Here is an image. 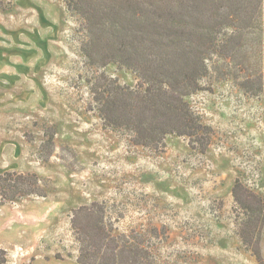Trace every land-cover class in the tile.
Here are the masks:
<instances>
[{
  "label": "rangeland",
  "instance_id": "rangeland-1",
  "mask_svg": "<svg viewBox=\"0 0 264 264\" xmlns=\"http://www.w3.org/2000/svg\"><path fill=\"white\" fill-rule=\"evenodd\" d=\"M262 4L242 51L229 63L213 56L185 97L210 130L201 150L185 135L145 147L105 128L90 110L91 82L104 72L134 87L135 72L87 63L82 20L66 0H0V174L36 173L45 190L0 204L3 264H80L70 217L95 201L114 233L153 235L154 264H258L238 234L232 188L239 179L264 199V88L252 92L264 78ZM260 246L264 260V225Z\"/></svg>",
  "mask_w": 264,
  "mask_h": 264
},
{
  "label": "trees",
  "instance_id": "trees-1",
  "mask_svg": "<svg viewBox=\"0 0 264 264\" xmlns=\"http://www.w3.org/2000/svg\"><path fill=\"white\" fill-rule=\"evenodd\" d=\"M262 2L66 0L67 8L82 20L86 41L81 52L87 63L102 68L116 62L133 70L138 78L136 85L130 87L99 72L90 81V110L97 112L105 128L128 133L135 145L157 147L167 134L176 133L188 136L205 150L210 130L200 124L185 97L201 88L200 80L210 69L213 56L233 59L242 51L243 39L253 33L251 28L257 30L255 22L259 20ZM241 17L246 21L236 22ZM259 30L262 34L261 27ZM222 48H231L230 54L224 55ZM250 79H244L247 90L246 84H253ZM258 83L261 84L253 94L263 90L264 78L258 76ZM29 195L45 196L36 173L0 174V204ZM232 195L240 216L238 234L257 263L264 264L260 246L264 199L239 179L233 185ZM70 226L79 245L80 264L155 262L150 245L153 235L134 229L114 233L103 202L73 209ZM5 262L6 252L0 249V264Z\"/></svg>",
  "mask_w": 264,
  "mask_h": 264
}]
</instances>
